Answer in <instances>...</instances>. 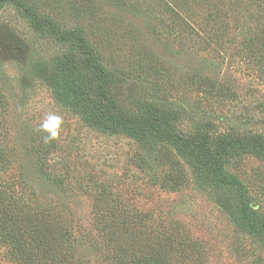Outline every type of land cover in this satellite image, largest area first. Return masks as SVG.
<instances>
[{
    "label": "rangeland",
    "instance_id": "1",
    "mask_svg": "<svg viewBox=\"0 0 264 264\" xmlns=\"http://www.w3.org/2000/svg\"><path fill=\"white\" fill-rule=\"evenodd\" d=\"M23 1L62 29L84 32L103 67L119 77L114 92L125 115L175 112L177 133L202 138L211 151L229 136L264 135V55L242 47L230 14L218 39L200 10L188 28L175 0ZM67 52L35 33L12 5L0 9L4 201L50 216L64 204L82 264L110 263L96 225L133 224L153 237L142 240L173 247L162 254L168 264H264V238L245 230L234 191L204 183L168 145L109 135L56 98L55 63ZM50 113L62 118V130L45 143L39 127ZM224 172L264 220V159L231 156ZM0 264H18L2 243Z\"/></svg>",
    "mask_w": 264,
    "mask_h": 264
},
{
    "label": "trees",
    "instance_id": "2",
    "mask_svg": "<svg viewBox=\"0 0 264 264\" xmlns=\"http://www.w3.org/2000/svg\"><path fill=\"white\" fill-rule=\"evenodd\" d=\"M174 2L176 8L187 15L188 28H191V18L200 10L206 17L205 28L214 24L213 36L218 39L222 33L220 29L223 30V23L230 14L235 30L241 32L242 47L253 54H260V57L264 55V0ZM6 4L12 5L35 33L48 37L55 44L68 46L64 58L55 63L56 81L52 84L54 95L61 103L109 135H126L143 147L168 145L199 174L204 183L234 191L237 195V217L245 225V230L251 236L264 238V220H259L248 209L243 185L224 172V165L231 156L248 154L264 159V135L229 136L211 151L202 138L183 137L177 133L173 126L178 118L175 112L163 113L161 110V113L146 118L125 115L114 92L119 77L103 67L81 29L64 30L23 0H0V9ZM64 206L60 204L57 215L50 216L48 212L41 215L16 209L0 196V243L7 247L9 257L18 264L85 262L76 251L68 220L66 223L68 214L63 215ZM93 229L110 251L109 264H168L162 254L168 252L166 247L169 250L173 247L164 244L158 248L155 245L158 242L153 244L142 240V236L153 237L136 224L110 229L96 225Z\"/></svg>",
    "mask_w": 264,
    "mask_h": 264
},
{
    "label": "clouds",
    "instance_id": "3",
    "mask_svg": "<svg viewBox=\"0 0 264 264\" xmlns=\"http://www.w3.org/2000/svg\"><path fill=\"white\" fill-rule=\"evenodd\" d=\"M61 130L62 118L55 113L48 114L39 127V131L45 133L42 137L45 143L55 140L60 135Z\"/></svg>",
    "mask_w": 264,
    "mask_h": 264
}]
</instances>
